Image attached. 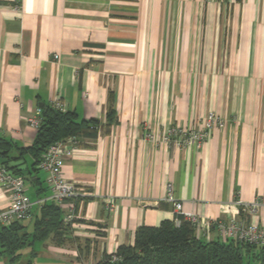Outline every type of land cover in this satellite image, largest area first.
Returning a JSON list of instances; mask_svg holds the SVG:
<instances>
[{
    "label": "crops",
    "instance_id": "crops-1",
    "mask_svg": "<svg viewBox=\"0 0 264 264\" xmlns=\"http://www.w3.org/2000/svg\"><path fill=\"white\" fill-rule=\"evenodd\" d=\"M56 103L100 123L62 166L85 194L66 242L49 236L18 261L97 264L132 245L139 227L175 219L167 184L185 213L264 228V207L248 218L235 205L264 195V0H0V138L16 146L11 165L33 202L50 194L46 174L30 155L15 160L16 148L35 139L26 118ZM209 113L226 125L199 149L143 139L198 129ZM9 201L0 189V212ZM38 213L35 205L25 232ZM203 240L224 241L215 229Z\"/></svg>",
    "mask_w": 264,
    "mask_h": 264
},
{
    "label": "trees",
    "instance_id": "trees-1",
    "mask_svg": "<svg viewBox=\"0 0 264 264\" xmlns=\"http://www.w3.org/2000/svg\"><path fill=\"white\" fill-rule=\"evenodd\" d=\"M40 125L31 145L16 148L15 160L30 155L32 169L37 168L48 147L68 137L78 142L96 140L100 123L97 120H79L74 112H62L53 106L40 108ZM114 110H107V122L113 123ZM107 125V126H109ZM14 143L0 138V166L13 175L23 176L18 166L11 165ZM180 219V225L164 221L157 227H139L130 246H120L112 255H106L97 264H264V246L238 243L235 240L205 241L198 238L190 223ZM70 234L69 224L63 221L61 208L50 202L39 206L33 232H25L22 222L3 226L0 231V257L7 264H14L20 258V251L52 236L55 245L66 242ZM118 258L112 262V257ZM245 260L247 261L245 263Z\"/></svg>",
    "mask_w": 264,
    "mask_h": 264
},
{
    "label": "built area",
    "instance_id": "built-area-1",
    "mask_svg": "<svg viewBox=\"0 0 264 264\" xmlns=\"http://www.w3.org/2000/svg\"><path fill=\"white\" fill-rule=\"evenodd\" d=\"M57 58V57H55ZM54 108L62 111L59 103ZM40 109H36L33 116L26 118L27 124L37 130L40 125ZM226 123L214 113H209L202 120L198 129L184 130L177 126L170 127L165 133L158 134L146 130L143 139L155 145H163L168 148L185 149L195 147L197 149L208 140L210 131L215 128L223 129ZM78 141L74 137H68L59 141L46 150L38 169L46 174V182L50 190L47 198L33 202L25 192V180L22 176L13 175L5 168L0 166V189L9 193L10 201L8 207L0 212V225L8 226L14 222H24L31 217L32 208L35 205L44 203H54L58 205L63 212V221L65 224H71L75 218V202L82 198L85 193L80 192L75 185L66 181L62 173L64 161L71 157L73 151L77 148ZM109 209H113V202L109 199ZM164 202L170 203L175 212L173 220L176 226L180 225L182 217L184 221L191 224L198 238H208L211 229H215L224 241L235 240L238 243L264 246V228L255 223L238 221L231 217L229 221H215L197 216L192 213L182 211V205L174 197L171 184L165 188ZM235 205L239 213L251 218L258 216L264 207V195L252 202L236 201ZM118 258L112 257V262H117Z\"/></svg>",
    "mask_w": 264,
    "mask_h": 264
},
{
    "label": "rangeland",
    "instance_id": "rangeland-1",
    "mask_svg": "<svg viewBox=\"0 0 264 264\" xmlns=\"http://www.w3.org/2000/svg\"><path fill=\"white\" fill-rule=\"evenodd\" d=\"M25 192H26V195H31V191L29 190L28 183L25 184ZM26 222H27V221H24L23 223L26 224ZM22 262H23V258H22V260H19V261H18L17 263H15V264H23ZM246 262H247V261L245 260V263H246Z\"/></svg>",
    "mask_w": 264,
    "mask_h": 264
}]
</instances>
